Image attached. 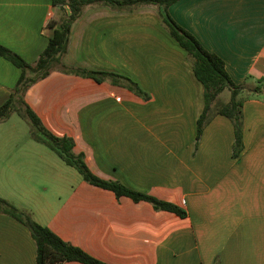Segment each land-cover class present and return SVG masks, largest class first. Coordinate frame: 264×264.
<instances>
[{"label":"crops","instance_id":"0c3cea01","mask_svg":"<svg viewBox=\"0 0 264 264\" xmlns=\"http://www.w3.org/2000/svg\"><path fill=\"white\" fill-rule=\"evenodd\" d=\"M60 13L53 0H0V43L34 63L48 45V24ZM170 14L244 86L238 95L244 145L239 155L233 121L217 113L230 101L229 89L212 104L197 138L204 86L152 4L125 10L85 6L63 58L70 67L126 76L148 98L110 79L55 70L25 100L47 129L74 139L75 153L85 154L97 176L175 203L188 216L117 197L68 169L63 171L72 178L62 182L73 190L67 198L57 193V199L40 200L15 174L23 165L51 169L53 159L32 142L22 148L23 135L15 132L0 134V187L20 191L0 195L108 264H264V0H178ZM20 75L0 56V105ZM0 264H37L30 229L4 213Z\"/></svg>","mask_w":264,"mask_h":264},{"label":"trees","instance_id":"16d2710c","mask_svg":"<svg viewBox=\"0 0 264 264\" xmlns=\"http://www.w3.org/2000/svg\"><path fill=\"white\" fill-rule=\"evenodd\" d=\"M176 1L178 0H53L54 5L60 8L61 13L48 24L49 42L36 62L26 61L21 55L0 43V56L21 70L19 80L9 99L3 105H0V122L8 119L13 112H17L32 123V138L56 152L66 164L78 170L85 181L94 186L110 190L117 197L126 196L137 202L147 201L158 210L169 211L180 217H187L188 212L175 203L135 191L118 181L106 180L97 176L87 165L85 154L75 153L74 139L66 135H56L47 129L41 118L25 100L27 91L55 70L91 78L97 82L110 79L113 84L126 86L135 93L148 98V95L144 93L139 84L126 76L70 67L64 64L63 58L68 53L73 28L82 17L85 6L98 4L109 6L112 9L125 10L152 4L158 7L162 21L167 26L171 36L187 51L192 60L194 74L204 86L205 107L198 119L197 138L200 139L201 137L212 104L225 89H229L232 93L231 99L228 103L218 106L217 113L225 115L233 121L236 137L234 153L239 155L244 145L243 102L238 98V95L244 86L234 83L226 69L225 61L219 55L208 51L191 32L183 28L172 17L170 6ZM65 6L70 8V14L64 12ZM260 81L264 83V80ZM257 89L259 90V87ZM0 213L14 217L30 229L37 244V264H64L73 261L83 264H108L92 256L84 249L65 241L52 229L37 222L30 211L20 209L1 196Z\"/></svg>","mask_w":264,"mask_h":264},{"label":"rangeland","instance_id":"374dc122","mask_svg":"<svg viewBox=\"0 0 264 264\" xmlns=\"http://www.w3.org/2000/svg\"><path fill=\"white\" fill-rule=\"evenodd\" d=\"M32 129V123L28 119L19 115L17 112H13L10 118L5 121V123L0 125V134H9L14 132L16 134H21L23 135V141L21 144L22 148H29L30 146L28 145V143L32 142L31 144H33L34 146L48 151L49 155L53 159V167L51 169L49 168L48 170L44 168L28 169L25 165H23L24 167H22V172L15 174L20 179L19 184H22V187L23 185H25L26 187L30 188V190L34 187V189L38 191L37 197L40 200H43L44 196L57 199V193L58 196H60L62 200H64L65 198H67L68 192L73 189H71L72 185H69V183H67L65 179L62 182L63 177H67L70 175L67 171L64 172L63 169H68L71 171L73 170L74 172L78 171L66 164L58 156V154L50 149L47 145L42 143H35V141H30ZM25 159L26 158H23V160ZM11 176L6 177V180H9ZM11 189L15 192L20 191V189L14 188L13 186L11 188L0 187V194L11 197ZM1 197L7 199L4 196Z\"/></svg>","mask_w":264,"mask_h":264}]
</instances>
